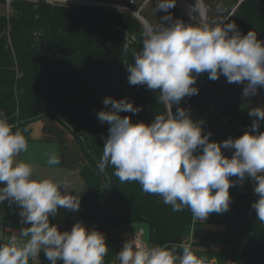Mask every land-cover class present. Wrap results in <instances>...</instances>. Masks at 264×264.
Returning <instances> with one entry per match:
<instances>
[{
  "label": "clouds",
  "instance_id": "clouds-1",
  "mask_svg": "<svg viewBox=\"0 0 264 264\" xmlns=\"http://www.w3.org/2000/svg\"><path fill=\"white\" fill-rule=\"evenodd\" d=\"M176 2L157 0L155 12L168 13L162 21H172L168 10ZM217 11L224 9L218 5ZM191 12L206 14L203 0H196ZM224 21L214 26L186 25L179 20L159 27L144 23L142 49L134 53V63L126 65L128 83L159 90L157 101L166 106L168 114L157 115L150 124L133 123L120 113L136 114L141 107L127 98H104L105 108H111L97 112V119L110 127L96 169L105 173L112 167L120 183L138 182L144 193L161 197L173 212L187 208L200 221L212 213L227 212L232 200L230 187L250 179L258 196L251 207L264 223V132H259L264 107L249 110L253 121L248 131L219 143L210 141L212 132L203 133L204 121H194L188 110L178 107L175 114L172 112V106L184 97L198 94L195 85L200 74L206 73L213 81L223 75L228 83L244 85V98L264 88V41L257 39L255 31L242 35L235 23ZM14 128L0 111V184L4 185L0 187V203L8 200L18 205L20 222L30 227L20 231V237L27 238L22 244L16 235L0 244V264H29L41 250L50 264H105L108 246L103 233L82 223L70 231H60L50 223L49 218L55 217L59 208L78 211L80 197L70 194L67 180L34 178L33 166L17 160L28 151V142ZM222 149L234 152L229 158ZM47 163L58 165L60 159L53 154ZM181 248L178 255L175 249L134 238L123 244L118 259L120 264H207L190 244Z\"/></svg>",
  "mask_w": 264,
  "mask_h": 264
},
{
  "label": "trees",
  "instance_id": "trees-1",
  "mask_svg": "<svg viewBox=\"0 0 264 264\" xmlns=\"http://www.w3.org/2000/svg\"><path fill=\"white\" fill-rule=\"evenodd\" d=\"M10 10L9 16L0 15V111L15 125L13 131L27 139L30 123L56 118L73 133L84 157L96 168L110 127L97 119V112L111 108H105L104 98H127L141 107L136 114L120 113L133 123L150 124L157 115L168 114L157 101L159 90L128 83L126 65L134 63V53L141 51L145 38L144 24L133 13L47 0H11ZM144 17L154 26L148 14ZM226 23H235L242 35L255 31L257 39L264 36V0H244ZM195 86L198 94L173 105V114L178 107L188 110L194 121H204L203 133L212 132L210 141L218 143L248 131L240 129L253 121L250 109L242 106L244 85L228 83L223 75L213 81L204 73ZM259 132H264V122ZM222 152L230 158L234 150ZM113 172L108 167L102 173L105 187L80 198V207L86 208L80 214L91 229L111 235L119 226L147 223L151 245L184 244L191 239L192 251L207 261L264 264V223L251 207L258 196L250 179L230 187L227 212L200 221L187 208L173 212L161 197L144 193L138 182L120 183ZM208 225L225 230H208ZM213 235L222 249L213 247ZM119 251L108 250L105 264H120Z\"/></svg>",
  "mask_w": 264,
  "mask_h": 264
},
{
  "label": "crops",
  "instance_id": "crops-1",
  "mask_svg": "<svg viewBox=\"0 0 264 264\" xmlns=\"http://www.w3.org/2000/svg\"><path fill=\"white\" fill-rule=\"evenodd\" d=\"M27 130L29 131L27 138L28 151L21 153L17 157L18 161L32 165V157L37 153L35 142H47L42 148V153L45 154L44 158L46 156L49 158L50 155L55 154L60 159V164L58 165L44 163V169L49 170L48 173L51 174L53 181L61 182L67 180L69 182V192L75 195L76 198H81L90 192L105 187L106 179L104 175L88 163L73 133L58 119L44 117L30 123L27 126ZM35 173L34 170V176ZM61 177L65 179L59 181ZM20 210L17 205L0 213V222L4 224V228H0V241L8 242L12 235L20 234L22 228L30 227V225L20 222ZM76 216H79V218ZM49 219L50 223L56 225L60 231H70L76 223H82L87 229L92 230L88 222L83 220L79 213H59L58 211L55 217H50ZM140 228L145 230L146 239L149 241L150 226L147 223L126 224L117 227L111 235H105L108 250L112 248L121 250L122 234L125 231H136ZM29 264H50V261L46 258L44 251L41 250L38 257L30 258ZM58 264H63V262L58 261Z\"/></svg>",
  "mask_w": 264,
  "mask_h": 264
},
{
  "label": "rangeland",
  "instance_id": "rangeland-1",
  "mask_svg": "<svg viewBox=\"0 0 264 264\" xmlns=\"http://www.w3.org/2000/svg\"><path fill=\"white\" fill-rule=\"evenodd\" d=\"M51 3H63V4H73V5H96L100 7H105L109 9H117V10H126L134 15L138 12L143 18L144 14H148L154 24L155 27L161 26V23L167 24L174 21H183L186 25H203L208 24L214 26L219 24L221 21L225 20L226 23L230 17L234 14V12L239 8L244 0H203L204 5L207 8V12L204 15H200L194 12H191L192 7L195 6L196 0H177L174 8L168 10L171 13L172 21H162L161 17L168 15V13L157 10L155 12V7L157 0H47ZM10 2L11 0H6V3H0V15H11L10 10ZM221 5L224 9L223 12L217 11V6ZM191 13V15H190ZM136 16V15H135ZM137 17V16H136ZM146 19V18H145ZM147 20V19H146ZM148 23H150L147 20ZM143 23V22H142ZM144 24V23H143ZM151 24V23H150ZM152 25V24H151ZM259 39L264 41V36L260 35ZM242 106L247 109H252L256 107H264V88H259L258 93L255 96H250L248 98H244L242 96ZM37 153L33 155L32 166L35 170V179H51L53 180L51 174H49L48 169H44V163L47 162V156L44 158L42 153V148L46 145L47 142H35ZM64 177H61L59 181L64 180ZM63 192V188H61ZM85 207H80L78 211H71L67 209L59 208V213H76L82 216L80 213L85 211ZM79 218V216H76ZM83 219V218H82ZM84 220V219H83ZM208 230L212 231H223L225 227H219L215 225L206 226ZM218 237L213 235L210 242L213 244V247L216 249H222L223 244L217 243L216 239ZM191 241V239H190ZM169 249H175L177 254L182 253L181 245L179 244H168L166 245ZM207 264H224L217 262L216 259H210L207 261Z\"/></svg>",
  "mask_w": 264,
  "mask_h": 264
},
{
  "label": "built area",
  "instance_id": "built-area-1",
  "mask_svg": "<svg viewBox=\"0 0 264 264\" xmlns=\"http://www.w3.org/2000/svg\"><path fill=\"white\" fill-rule=\"evenodd\" d=\"M250 126H251V124H247L245 126L240 127V129L249 130ZM3 186H4L3 184H0V187H3ZM15 206H17L15 203H10L8 200H5L4 202L0 203V213L2 211H4L5 209H10V208H13ZM0 228L1 229L4 228V224L2 222H0ZM15 235L17 236L18 243L22 244L24 242V240L27 239L25 237H20V234H15ZM134 238H136L142 242L149 243V241L146 239V233H145V230L143 228H140L136 231L128 230V231H125L121 236V248L123 247V244L126 241H129V240L134 239ZM6 243H8V242L0 241V244H6ZM185 244L191 245V241H187V242H185Z\"/></svg>",
  "mask_w": 264,
  "mask_h": 264
},
{
  "label": "water",
  "instance_id": "water-1",
  "mask_svg": "<svg viewBox=\"0 0 264 264\" xmlns=\"http://www.w3.org/2000/svg\"><path fill=\"white\" fill-rule=\"evenodd\" d=\"M143 23H145L147 20L145 18H142L137 13L135 14ZM108 186V185H107Z\"/></svg>",
  "mask_w": 264,
  "mask_h": 264
},
{
  "label": "bare ground",
  "instance_id": "bare-ground-1",
  "mask_svg": "<svg viewBox=\"0 0 264 264\" xmlns=\"http://www.w3.org/2000/svg\"><path fill=\"white\" fill-rule=\"evenodd\" d=\"M139 16H141L138 12H136ZM142 17V16H141ZM143 18V17H142Z\"/></svg>",
  "mask_w": 264,
  "mask_h": 264
}]
</instances>
